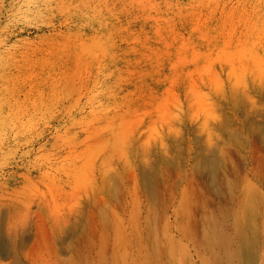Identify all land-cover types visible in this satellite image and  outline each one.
<instances>
[{"label": "rangeland", "instance_id": "374dc122", "mask_svg": "<svg viewBox=\"0 0 264 264\" xmlns=\"http://www.w3.org/2000/svg\"><path fill=\"white\" fill-rule=\"evenodd\" d=\"M26 141L71 143L138 264L203 225L245 261L224 223L264 228V0H0V163Z\"/></svg>", "mask_w": 264, "mask_h": 264}, {"label": "bare ground", "instance_id": "6f19581e", "mask_svg": "<svg viewBox=\"0 0 264 264\" xmlns=\"http://www.w3.org/2000/svg\"><path fill=\"white\" fill-rule=\"evenodd\" d=\"M70 144L26 141L17 145L27 148L19 157L0 163V264H138L134 252L121 246L118 230L115 236L108 234L101 198L90 200L87 162L74 155ZM244 206L231 224L224 225L233 232L255 231V251L245 261L240 249L233 251V237L214 229L210 238L203 225L194 237L179 232V240L194 251L189 249L182 264H197L195 257L199 264H256L259 245L264 251V228L254 220L240 225L248 210ZM151 253L145 264L154 262Z\"/></svg>", "mask_w": 264, "mask_h": 264}]
</instances>
